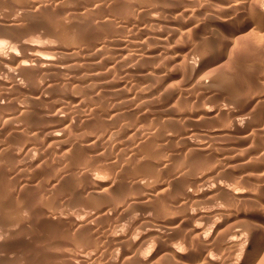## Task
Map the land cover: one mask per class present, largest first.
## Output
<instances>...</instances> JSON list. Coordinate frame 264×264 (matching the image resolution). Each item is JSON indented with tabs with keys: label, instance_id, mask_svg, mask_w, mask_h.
<instances>
[{
	"label": "bare ground",
	"instance_id": "6f19581e",
	"mask_svg": "<svg viewBox=\"0 0 264 264\" xmlns=\"http://www.w3.org/2000/svg\"><path fill=\"white\" fill-rule=\"evenodd\" d=\"M88 1L87 5L84 4V1L83 4L80 1V7L78 6L79 2L74 3V1V6L77 4L79 8H74V11L71 10L72 8L70 9L71 12L76 14L78 9L83 10H78V14H75V16L72 13L75 18L70 14L72 18H69L72 19V22L69 25L70 20L67 21L68 27L65 26V28H68L65 34H72L71 36L68 34V36L76 39V41L72 38L70 40V42L74 41V45L66 40L69 43L66 42L65 44L71 45L70 47L68 45H66L67 47H62V41H59L61 44L57 45L58 41L56 38L53 39L57 41H55L56 44H54L53 40V43L49 42L50 44H45L44 42L47 47L44 46L43 51L39 48L40 46L41 48L43 47L42 44L39 45V43V47H36V42L32 43V41V44H28L30 42L24 43L25 39H22L23 42L19 41L20 43L22 42L21 46L24 51L26 50V53L24 52L20 55L16 53L17 51H14L15 49H12V51L5 48L7 50H4L3 43L5 45L6 42L0 40V106L2 108V112H0V133L8 136L23 135L27 140L32 141L25 145L24 149L15 148L14 150H17L12 151L13 155L10 154V149L12 148H7L9 150H6L7 145H5V148L2 147L7 152L3 153L2 149H0V154L6 155L9 152L12 155V158H10L12 160L13 156H15L18 161L25 159V162H27L23 161L21 164L20 169H23V172H20L22 170H19V172L12 171L14 168L12 170L9 169L10 172L7 171L9 172V177L6 175L8 177L6 180H11L12 183L11 190H9L10 195L13 196L14 193H19L18 195H21L20 193L26 194L23 193L24 190L33 186V172L31 171V173L29 168L32 170L33 167L39 166V163L36 165L35 158L29 155V148L32 146L33 151L47 149V151H50H48L49 153H57V156L53 159L54 162L52 161L53 166L51 165L54 169L48 172L51 173V177H47L46 182H44L46 188L44 187L43 189L49 190L50 188V193H55L56 190L61 189L65 186V183L70 181V184L73 182L76 184L75 186L71 184L72 187H70L71 195L73 196L72 202L82 198L87 200L85 203V207L88 206L86 207L87 209L83 210L84 206H78L80 209L83 208L82 213L74 215L73 211L76 209H74L73 205L72 209L74 210L71 212L69 208L72 205L68 206L69 202H62L60 206H58L59 203H57V206L53 205L55 200L57 202L60 201L57 199L60 195L55 197L52 194L53 202H51V205L53 206L49 203L51 198H49V201L48 199L46 200L51 209H49L50 207L48 209L43 207L46 210L41 209L44 211L39 213L37 209L40 207L37 205L36 209V202H33L32 197L30 196L29 201V198L25 196L30 202V204L25 203V205L27 204L25 211H28L27 213L25 212L26 217L25 215L24 217L29 221L27 226L30 229H37L35 228L38 226L37 221L46 222L49 226L44 227L45 224H43V227L46 228L45 231L49 227L51 232H49L50 237L46 233L49 238L48 241L46 240V244L42 245L41 243L47 237L40 243L42 245L40 251L45 255L44 258L46 260L44 262L41 259L42 264H56L58 263L56 259L59 261L58 264H89L91 261L99 263L98 258H100L101 263V258H108V249L100 248L101 244L99 245L100 242L98 241L96 242L99 247L96 248L95 241L92 243L90 239L91 234L93 236L98 233L97 236H104L99 234L98 231L96 233L89 232L97 229L99 225L96 226V224L101 223L98 219L103 218L106 220L111 215L118 216L119 214L120 218L122 217L121 215H124L125 218L129 215L134 216L130 220L128 218L127 226L125 225L126 219H123L125 226H120L119 229L115 228V230H110V228L108 235L104 238L112 243L109 242L107 245L106 241L104 242L107 247L111 245V247H108L110 249L109 253L111 252V260L109 258L107 260L109 263L111 261L113 262H111L112 264L117 263L119 257L124 260V257L132 255L133 252L131 251L130 255H125L129 253V250H132H128V246L130 248L138 247L136 249L140 250V248L145 246L141 247L147 240L152 239L149 242L154 244H151L152 248L148 250L146 255L142 254L141 250V253H139L138 250V253L133 257L134 253H136L134 249L132 250L134 251L133 255L126 259L128 261L136 259L139 262L138 264H154L155 262L152 263L151 259L153 256L159 255L166 259L171 258V261L173 259L175 264H258V261L264 257H261L264 253V142L262 144L260 142L256 143V139L258 136H264V112L257 113L255 108L258 109L256 106H258L259 100L264 99V63L258 64V59H255L256 62L253 61L254 63L251 62L250 66H246L243 63V67H248V69L244 68L240 72L234 71L235 73H232V75H230L231 72H227V76L229 73L228 77L225 76V72L224 75L220 72L219 74L214 73L215 71L214 69V72L212 71V67L224 57L229 48H232L233 43L243 42L241 39L247 38L248 42L262 39L264 42V0H107V3L106 0H93L89 4ZM69 2L71 4V1ZM30 3L38 8L40 7L39 9H46L47 7V9H50L48 13L57 11V3L52 6L51 4L49 6L50 2L47 3L45 0H31ZM31 4L28 6L31 7ZM37 7L34 8L36 9ZM35 11L37 12V10ZM50 15L53 18L56 14L52 15L51 13ZM29 16L31 17V15ZM7 21L4 23L7 24ZM92 22L94 26L91 27L90 24ZM9 23H12V21ZM17 23L15 26H18ZM56 24L59 25L58 23ZM90 27L94 28V31L96 30V34L92 33L91 37L85 34L86 32L84 33ZM55 29L56 32H59L63 28L61 29L60 27V30ZM62 33L60 34L63 37L64 33ZM58 34L54 33L53 36ZM56 37H59V35ZM247 39L244 40V44ZM76 42L78 45H76ZM262 44L264 45V43ZM17 46L14 45V47ZM183 46H189V49L192 48L191 53L194 52L195 54L197 52L198 58L192 60L194 58L190 56L193 53L189 55L190 50L185 51L186 54L182 53ZM239 47L237 45V48ZM234 48L232 50L229 49V51H234ZM8 50L10 51L8 52ZM5 51L8 53H5ZM79 53L81 57L80 55L78 56ZM261 53L263 52L261 51ZM246 55H250V53H246ZM76 56L85 60L88 59L89 62L92 61L91 63L95 67V72L90 77L91 86L93 85L94 87L93 94L90 92L89 96L95 95L98 102L87 103L86 101L85 104L87 103L90 106L92 104V107L88 106L87 108H90L89 113L86 112L87 114L82 116L80 114L84 109H80L79 106L81 104H79L76 94V89L79 90L77 87L79 85L83 86V84H80L83 81L78 70V62L81 59L79 60ZM248 58L247 60L249 61ZM261 59L264 61L262 56ZM226 62L230 63L228 60ZM94 63H96V66ZM167 64L173 67L169 66L170 69L172 68L171 72L165 69ZM238 67L240 70V66ZM233 70L231 68L228 71ZM222 71L224 70L222 69ZM178 74V80L180 78L184 85H182L183 87H179L181 84L175 83V81H178L175 78ZM180 80L178 81L179 83ZM81 86L79 87L80 89ZM189 86L194 88V91L190 89L191 93L192 91L193 93L195 92L192 95H188L190 93L187 92ZM245 87L249 89V93L251 91L254 94V98L252 94L251 97L254 101L252 105H256L255 108L249 106L248 96H245L247 97L245 98L247 99L246 101L244 98V101L242 100L244 96H242L241 90H245ZM14 90L15 92L19 91L20 93L17 94L20 95L22 92L24 94L23 97L19 100L12 98ZM84 91L85 97L87 92L85 89ZM89 96H86V98L88 99ZM92 99L95 100L94 97ZM241 101L243 103L248 101V106L251 107L250 110L245 111V106H243ZM38 105L40 108L37 107ZM248 106L246 105V107ZM99 108L105 109V111L98 113ZM34 110L36 112L38 110V114L33 112L37 114L35 115L37 118L38 115H41L39 116V118L41 117L39 121L42 119L45 123L36 122V124L41 125L43 130L39 128L40 125L37 124L38 127H36L33 124V121L35 122L36 120L33 119V113L31 114L30 112ZM259 110H261L260 106ZM79 111L80 114H77ZM136 112H138V115L136 114L135 118L134 114ZM27 113L31 115H29V118H23L24 121L29 120L27 121L28 123L25 122L24 124L21 118ZM92 114L94 116L102 114L103 118L99 116V120L101 117V123L108 125V127H105L107 130H103L104 128L102 129L97 121L96 124L103 131L99 130L96 125L94 127L93 123L90 124L93 120L91 119ZM132 115H134V119L128 123ZM30 118L32 119L30 120ZM87 123L94 127L93 129L90 127L91 130L97 128L96 130L99 131L90 132ZM84 126H87V131L89 132L82 131L85 128ZM254 133L258 136L254 139L256 144L253 143L251 146L248 140L250 135L253 136ZM40 135H43L42 140L35 141ZM254 140L250 141L254 142ZM260 140L262 141V139ZM172 141L180 142V145ZM171 142L177 146L175 145L176 147L168 149ZM168 144L169 146H167ZM237 144L244 146L247 144L246 150L244 151L243 149L242 151L241 149V151L242 154L245 152L246 155H249L248 160L245 159L246 157H244L246 161L242 159V156L240 158L241 153H239L240 155L238 154L239 156L236 152L234 154ZM164 146L167 147L163 149ZM244 146L241 148H245ZM82 148L86 150V154L79 151ZM77 150L79 154L75 155V153H78ZM9 154L8 156H10ZM82 154L83 158L79 157L80 159L78 160H72L74 155L76 157ZM46 155L49 157L48 154ZM29 156L31 159L26 161ZM44 158L41 159L42 162L45 160ZM7 159L9 158L7 157ZM45 161L49 160L46 159ZM2 170L4 171V169ZM26 170L31 174H25ZM127 171H129L130 176L133 174L132 177H129L128 182L126 179L122 180V182H126L121 187L116 186L117 184L114 185L115 192L113 191V183L115 182L104 186L106 181L101 178L104 174L101 173L102 175L99 177L100 172H107L109 175L107 173L106 175L110 176V174H113L110 179L115 180L118 179V176L123 177L124 174L126 177ZM169 171H171V175L167 173ZM166 173L171 180L167 177V180L162 178ZM227 176H232L234 179H229ZM2 178L1 182L3 183L5 179L3 180ZM119 179L117 182H119ZM163 179L167 184L164 183L165 181L163 182ZM186 179L189 181L188 183ZM253 181L257 184L261 183L255 185ZM169 184L171 187H169ZM37 186L36 184L35 188L41 189ZM35 188H32V190H35ZM68 188L69 186H67V191L69 190ZM0 189L3 188L1 187ZM38 190L35 191L37 192ZM25 192L30 193L28 190ZM1 195L0 200H2L3 205L7 201L6 199H11L9 198L10 196L5 198L6 196L4 195L3 198ZM35 195H33V198H35ZM65 195L67 196L68 194ZM68 196L70 197V194ZM68 196L67 198L65 197L67 201H69ZM258 200H260L259 202L262 201L260 203L263 206L262 208L256 203ZM38 202L40 201L38 200ZM80 202H78L79 205H84V203L80 204ZM247 203L248 207L246 206ZM240 204H244L249 209V204H251L253 208L251 211H242L239 209L240 207L238 208V205L241 206ZM65 206L69 208L67 207L66 209ZM22 207L19 210L17 209V211L15 210L17 214L19 213L18 211L24 210L25 207ZM69 213L72 214L69 215ZM5 214L3 213V215ZM11 218L12 220L6 219L5 222L8 221L6 223H0L5 228L6 226L8 227L3 236L0 233V249L1 247L4 248L8 241H15L16 238L14 239V237L16 235H20L16 234V231L18 230V225L23 223V221L19 222L20 220L17 218L20 217ZM155 218H160L158 224L154 222L153 219ZM96 220L99 223L97 221L94 224ZM152 220L156 223L158 229L153 226L156 230L151 231V235L147 231L148 228L140 233V237H136L135 233L136 236L133 235V231L136 232L133 228L137 227L138 229L141 224L152 226ZM136 222H138L139 227ZM120 225H122V222ZM130 225L135 226H132L133 230H131ZM1 226L0 230L3 229ZM40 226L42 227V225ZM114 226L118 227L119 225L115 224ZM41 227H39L40 231H42ZM153 227L152 229H154ZM142 228L145 229L144 227ZM104 230H107V228ZM29 231L31 232L32 230ZM88 233L90 234V236L88 235L90 241L85 239ZM88 236L87 238H89ZM165 237L168 238L164 239ZM96 239H99V237H96ZM96 239L93 238V240ZM125 244H127V247ZM106 245H103V247ZM76 246L82 247V250L78 251ZM148 246H150V243ZM148 246L146 245V249L149 248ZM73 248H76L77 251L71 252L70 250ZM21 251L23 250L21 249ZM10 252L13 253V251ZM34 254L38 257L40 256L37 253ZM31 257L34 258V256ZM46 257L50 259H46ZM17 258L15 259L18 261ZM51 258L54 259V262ZM164 258L161 262L164 261V264H166L167 260L165 261ZM106 259L102 261L106 262ZM16 260L14 261L16 262ZM137 261L135 264H137ZM126 262L127 260L124 264ZM127 263L129 264V262ZM167 263L169 264V262ZM174 263L170 262V264Z\"/></svg>",
	"mask_w": 264,
	"mask_h": 264
},
{
	"label": "rangeland",
	"instance_id": "374dc122",
	"mask_svg": "<svg viewBox=\"0 0 264 264\" xmlns=\"http://www.w3.org/2000/svg\"><path fill=\"white\" fill-rule=\"evenodd\" d=\"M18 1H19V2H18ZM20 1H21V2H20ZM26 1H27V0H23V1H22V0H17V1H16V0H15V1H14V0H0V21H2V22H0V23H1V24L3 23L2 26H0V30H1L2 28L4 29V30L2 29V30L0 31V36H2V38H0V40H1L2 42H6L5 45H4V43H3L4 50H7V49H10V50L15 49L14 51H15V52L17 51L16 53H18V54H20V55H22V53H24V52L26 53V50L24 51L23 48H22V46H21V44H22V42H23L24 39H25V42H24V43H26V42H27V43L30 42V43H28V44H32V43H35V42H36V43H37L36 45L33 44V45H35L36 47H39V45L42 44L43 47H42V48H41V46L39 47L41 50H43V48H45L44 46L47 47V45H45V44H50V43L52 42V40H53V39H56V38H57V41H58V42H57L56 40H53L54 44H56V43H55V41H56V42H57V45H59V44L62 43V44H61L62 47H65L66 45H68V47H70L71 45H69V44H65V43H66V42L69 43L70 40L75 39V38H74V37H69V36L72 35V34H69V33H66L67 36H65V35H66L65 32L68 31V28H65V26L68 27V24L70 25L71 22H72V19H70V18H72L70 14L74 13V16H75V14H76L75 12H71L70 9L72 8L71 10L74 11V8H79V7L81 6V2H82V4H83V1H84V4L87 5V1H88V0H80L81 2H80L79 0H77V1H76V0H65V1H63V0H60V1H59V0H54V2H53V0H45V2H47V3L50 2V3L48 4L49 6H50V4H51V6H52L54 3H57V6H56V7H57V8H56L57 11L54 12V13L58 16V17H56V18L54 17V16H56V15H54L53 12H49V13H48V11H49L50 9H47V7H46V9H44V8L39 9L40 7L38 8L36 5H32V4L30 3L31 0L27 1V3H26ZM56 1H59V2H56ZM69 1H71V4H69V3H70ZM74 1H75V2H74ZM90 1H91V3L93 2V0H89V1H88V4L90 3ZM11 2H12V3H11ZM17 2H18V3H17ZM63 2H65V3H63ZM66 2H68V3H66ZM73 2H74V3L79 2V3H78V4H79V5H78L79 7H77V4H76V6H74L75 4H73ZM107 2H108V1L106 0V3H107ZM16 3H17V4H16ZM28 3L31 4V7L28 6V5H29ZM47 3H46V4H47ZM61 3H63V4H61ZM13 4H14V7H13ZM58 4H59V5H58ZM68 4H69V5H68ZM108 4H109V3H108ZM20 5H22V6H20ZM55 5H56V4H55ZM19 6H20V7H19ZM64 6H65V7H64ZM69 6H70V7H69ZM83 6H85V5H83ZM83 6H82V7H83ZM15 7H16V9H15ZM21 7H22V8L24 7V8L22 9ZM34 7H37L38 9H37V8L35 9ZM13 8H14V9H13ZM27 8H28V10H26ZM29 8H30V9H29ZM67 8H68V9H67ZM19 9H20V10H19ZM24 9H25V10H24ZM34 9L37 10V12H36ZM17 10H18L19 12H18ZM40 10H41V11H40ZM68 10H69L71 13H70ZM78 10L81 11L82 9H81V10L78 9ZM78 10L76 11L77 14H78ZM21 11H22V12H21ZM30 11H31V12H30ZM66 11H67V12H66ZM82 11H83V10H82ZM38 12H39V13H38ZM46 12H47V13H46ZM58 12H59V15H58ZM15 13H17L18 15L15 14ZM24 13H25V15H24ZM29 13H31V14H29ZM45 13H46V14H45ZM51 13H52V15H54L53 18H51V17H52V16L50 15ZM60 14H61V15H60ZM62 14H64V15H62ZM68 14H69V15H68ZM77 14H76V15H77ZM29 15H31V17H30ZM33 15H34V16H33ZM40 15H41V16H40ZM65 15H66V16H65ZM1 16H2V17H1ZM64 16H65L66 18H65ZM67 16H68V20H67ZM72 16H73V14H72ZM74 16H73V17H74ZM25 17H26V18H25ZM27 17H29V18H27ZM39 17H40V18H39ZM48 17L50 18V20L52 19L51 22H50V20H49ZM59 17H60V18H59ZM69 17H70V18H69ZM1 18H2V20H1ZM6 18H7V19H6ZM12 18H14V19H12ZM23 18H25V19H23ZM38 18H39V19H38ZM54 18H55L56 20H55ZM74 18H75V17H74ZM37 19H38V20H37ZM45 19H46V20H45ZM59 19H60V21H59ZM3 20H4V21H3ZM7 20H9V21H7ZM19 20H21V21H19ZM23 20H24V21H23ZM69 20H70V23L67 22V21H69ZM6 21H7V24H8V22H11V21H12L13 24H12V23H9V24L7 25V24L4 23V22H6ZM13 21H15V22H13ZM17 21H18V23H17ZM43 21H45V22H43ZM62 21H64L63 23H64L65 25L62 23ZM38 22H40V23H38ZM65 22H66V23H65ZM14 23H15V24H14ZM16 23L18 24L19 27H18V26H15ZM24 23H25V24H24ZM41 23H42V25H40ZM56 23H58L59 25H57ZM60 23H61V24H60ZM67 23H68V24H67ZM1 24H0V25H1ZM4 24L7 25V26H5ZM10 24H12V25H13L14 27H16V28H14V27H13L12 25H10ZM21 24H22V27H21ZM46 24H47V25H46ZM53 24H54L56 27H52V26H54ZM62 24H63V25H62ZM66 24H67V25H66ZM93 24H94V23L92 22V24H90V26H91V27L94 26ZM51 25H52V26H51ZM61 25H62V26H61ZM4 26H5V27H4ZM9 26H10V27H9ZM58 26H60L61 29L63 28V29H62L63 31L60 30V27H58ZM1 27H2V28H1ZM8 27H9L10 30L7 29ZM11 27H13V29H11ZM91 27L88 28V29H86V30L84 31V33L86 32L85 34H87L88 36H90L92 33H95V32H96V30L94 31V30H93L94 28L92 29ZM21 28H22V29H21ZM24 28H26V29H24ZM52 28H53V29H52ZM55 28L59 29L61 32H60V31H59V32H58V31L56 32V29H55ZM65 29H66V30H65ZM8 30H9V31H8ZM12 30H13V31H12ZM24 30H25V31H24ZM47 30H48V31H47ZM53 30H54V32H53ZM92 30H93V31H92ZM19 31H21V32H19ZM46 31H47V32H46ZM50 31H52L53 34H52V32L50 33ZM89 31H90V33H89ZM91 31H92V32H91ZM17 32H18V33H17ZM62 32H63L65 35H64ZM1 33H3V34H1ZM11 33H12V34H11ZM24 33H26V34H24ZM49 33H50V34H49ZM54 33H59V34H58L59 37H56V36H58V35L53 36ZM60 33L63 34V37H62V35H61ZM10 34H11V35H10ZM68 34H69V36H68ZM95 34H96V33H95ZM12 35H13V36H12ZM49 35H51V36H49ZM91 36H92V35H91ZM91 36H90V37H91ZM93 36H94V34H93ZM51 37H52V38H51ZM53 37H54V38H53ZM64 37H65V38H64ZM66 37H69V38H66ZM44 38H45V39H44ZM60 38H61V39H60ZM71 38H72V39H71ZM3 39H5V40L3 41ZM22 39H23V40H22ZM35 39H37V40H35ZM59 39H60V40H59ZM63 39H64V40H63ZM245 39H247V38H245ZM245 39H244V40H245ZM249 39H250V38H249ZM19 40L22 41V42L20 43ZM66 40H68L69 42L66 41ZM241 40H242L243 42H240V43H239V42H235V43H237V44L233 43L234 45H233V46L231 45L232 48H234V46H236V48H234V49H235V50H234L235 52H234V51H229V49L232 50V48H229V49H228L229 53H228V51H227V52L225 53L224 57H223L218 63H216V64L212 67V71H213V69H214V71H215V72L213 71L214 73L219 74V72H220V73L223 74V75L226 73L225 76H227V72H229V73L231 72L230 75H232V73H233V74L235 73L234 71L240 72V71H243L244 68H245V69H246V68L248 69V67H243V65L245 64L246 66H250V65H251L250 63H251V62H252V63H254L253 61L256 62L255 59H258V60H257V61H258V64H259V63H264V61H262V59H261V56L264 58V54H263V53H264V45L262 44V43H264V42L262 41V39H261L260 41H258V40L256 39L257 42H255L256 40H255V41L252 40L253 43H254V45H252V44H253L252 41H249V42H248V39L246 40V41H247V42H246L247 44H246V43L244 44V40H243V39H241ZM32 41H33V42H32ZM40 41H41L42 43H41ZM50 41H51V42H50ZM59 41H60V42L62 41V42L60 43ZM75 41H76V39H75ZM9 42H10V43H9ZM31 42H32V43H31ZM44 42H45V44H44ZM49 42H50V43H49ZM53 42H52V43H53ZM250 42H251V43H250ZM258 42H259L260 44H259ZM261 42H262V43H261ZM12 43H13V44H12ZM17 43H18V44H17ZM39 43H40V44H39ZM63 43H64V44H63ZM70 43L73 44L74 41H71ZM241 43H242V45H241ZM248 43H250V44L248 45ZM255 43H256L257 45H256ZM38 44H39V45H38ZM74 44H75V43H74ZM74 44H73V45H74ZM79 44H80V43H79ZM261 44H262V45H261ZM9 45H10V46H9ZM11 45H13V46H11ZM14 45H15V46L18 45V46H17V47H14ZM19 45H20V47H19ZM37 45H38V46H37ZM76 45H78L77 42H76ZM237 45H238V47H239V46H240V47L237 48ZM250 45H252V46H250ZM7 46H9V47H7ZM249 46H250L251 48H250ZM255 46H256V47H255ZM11 47H13V48H11ZM66 47H67V46H66ZM183 47H184V49L181 50L182 53H185V54H186V52L190 50V52H189V55H190L192 48L189 49V46H183ZM187 47H188V48H187ZM241 47H242V48H241ZM244 47H245V48H244ZM252 47H253V48H252ZM259 47H260V48H259ZM5 48H7V49H5ZM16 48H17V49H16ZM18 48H19V49H18ZM247 48H248L249 50H248ZM236 49L239 50V51L237 52ZM240 49H241V50H240ZM244 49H245V50H244ZM246 49H247V50H246ZM10 50H8V52H9ZM183 50H184V51H183ZM253 50H254V51H253ZM260 50H261L263 53H261ZM12 51H13V50H12ZM28 51H29V50H28ZM43 51H44V50H43ZM47 51H48V50H47ZM185 51H186V52H185ZM241 51H242V52H241ZM250 51H251V52H250ZM8 52L5 51V53H8ZM29 52H30V51H29ZM29 52H27V53H29ZM252 52H253V53H252ZM258 52H260L261 54L258 53ZM192 53L194 54V52H192ZM192 53H191V54H192ZM196 53H197V52H196ZM196 53L194 54V56H192L193 54L190 55L191 57L194 58V59H192V60H195L196 58H198V56L196 55ZM230 53H231V54H230ZM234 53H235V54H234ZM242 53H243V54H242ZM246 53H250V55H246ZM251 53L253 54V56H252ZM254 53H256L257 55L255 54V55H256V56H255ZM227 54H228V55H227ZM236 54H237V55H236ZM258 54H260L261 56L258 55ZM262 54H263V55H262ZM79 55H80V53L78 54V56H79ZM231 55H232V56H231ZM245 55H246V58H245ZM78 56H76V57H77L79 60L81 59L80 61L78 60V61L80 62V63L78 62V65H79V69H78V70H79V75H80V77H82V81H83V83H80V84H83V86L79 85V86L77 87L79 90L76 89V92H77L76 94H77V97H78V99H79L78 101L80 102V103H79V102H78V103L81 104V106H79V107H80L81 110L84 109V111H83L84 113L80 110L82 113L80 114V111H79L77 114H80V115L82 116V115H84V114L89 113L90 108L88 109L87 107H88V106H89V107H92V104H91V103H92V102H93V103H94V102H98V99L95 97V95H90L91 97L89 96V93H90V92H91V94H93L92 92H93V88H94V87H93V85L91 86L92 83L90 82V77H91V75L95 72V71H94V70H95V67H93V63H91L92 61L89 62L88 59L85 60V59L79 58ZM226 56H228L229 58L227 57V58H228V59H227ZM235 56H236L237 58H236ZM240 56H241V57H240ZM80 57H81V55H80ZM238 57H240V58H238ZM248 57H249V58H248ZM254 57H255V58H254ZM256 57H257V58H256ZM258 57H260V58H258ZM225 58H226V59H225ZM234 58H235V59H234ZM241 58H242V59H241ZM247 58L249 59L250 62L247 60ZM252 58H254V59H252ZM231 59H232V60H231ZM240 59H241V60H240ZM260 59H261V60H260ZM224 60H225V61H224ZM226 60L230 61V63H229V62H226ZM234 60H235V61H234ZM236 60H237V61H236ZM238 60H239V61H238ZM263 60H264V59H263ZM87 61H88V62H87ZM221 61H222L223 63H222ZM232 61H234L235 63L232 62ZM244 61H245V62H244ZM260 61H261V62H260ZM241 62H242V63H241ZM228 63H229V64H228ZM232 63H233L234 65H233ZM243 63H244V64H243ZM246 63H247V64H246ZM218 64H220V65H218ZM221 64H222V65H221ZM236 64H237L238 66H240V70H239V67H238ZM94 65L96 66V63H94ZM217 65H218L219 67H218ZM227 65H228V66H227ZM230 65H231L232 67H231ZM169 66H171V65H170V64H167V66L165 65L166 68H165V67H164V68H165L166 70L168 69V70L170 71V70H172L173 67L171 66L172 68L170 69ZM215 66H216L217 68H216ZM235 66H236V67H235ZM241 66L243 67V69H242ZM99 67H100V66H99ZM214 67H215V68H214ZM233 67H234V68H233ZM221 68H222L224 71H222ZM228 68H229V69H228ZM231 68H232V70H233V69H234V70H233V71H228V70H230ZM235 68H237V69H235ZM220 69H221V70H220ZM217 70H218V71H217ZM225 70H226V71H225ZM167 72H168V71H167ZM170 72H171V71H170ZM224 72H225V73H224ZM229 73H228V76H229ZM225 76H223V77H225ZM228 76H227V77H228ZM178 77H179V74H178V76L175 77V78L178 80ZM227 77H226V78H227ZM226 78H225V79H226ZM176 79H174V80H176ZM179 80H180V78H179ZM179 80H178V81H179ZM178 81H175V83L181 84L180 86H179L178 84H177V85H178L179 87H183L184 85H183V83L181 82V80H180V83H179ZM87 85H88V86H87ZM182 85H183V86H182ZM80 86H81V89L79 88ZM83 87H84V88H83ZM88 87H90V88H89V89H91L90 91H89ZM191 87H192V85H191ZM257 87H258V86H257ZM245 88L248 89L247 87H245ZM84 89H85L86 92L88 93V94L86 93L85 97H84V94H85ZM87 89H88V90H87ZM190 89H193V91H194V88H190V86H189L187 92H188V93L190 92V93H189L188 95H190V94H191V95L194 94L195 92L193 93V91H192V93H191V90H190ZM246 89H245V90H241V91H242V96H244V97L241 96V97H242V100L244 101V99L247 98V97H245V96H248L249 98H247V99H248V101H250V102H248V101H247V102L249 103V106H251V107L253 106V107L255 108L256 105H255V106L252 105V104H254V103H253V102H254V101H253V98H254L253 95H254V94H252L251 91H250V93H249V89H248V90H246ZM0 90H1V88H0ZM94 90H95V89H94ZM82 91H83V92H82ZM244 91H245V92L247 91V92L245 93ZM78 92H79V93H78ZM12 93H13L12 98H14V99H16V100L21 99V98L23 97V95H24L22 92H21V95H22V96H21L20 94H17V93H20V92H19V91H16V92H15V90H14V92H12ZM83 93H84V94H83ZM244 93H245V94H244ZM249 94H250V95H249ZM251 94H252V97H253V98L251 97ZM78 95H79V96H78ZM259 95H260V94H259ZM86 96H87V97L89 96L90 99H89V98L87 99ZM93 97H94L95 100H93V99L91 100V98H93ZM243 98H244V99H243ZM251 98H252V100H250ZM80 99H81V100H80ZM247 99H245V101H246ZM262 99H263V98H262ZM262 99H261V100H262ZM89 100H90V101H89ZM96 100H97V101H96ZM261 100H259V104H258V106H256V107H258V109L255 108V111H256L257 113H263V112H264V106H263V104H264V99H263L262 101H261ZM81 101H82V103H81ZM86 101H87V103H88V102H91V103H90L91 106H90L89 104H87V103L85 104ZM247 102H244V103H247ZM261 102H263V103H261ZM241 103L243 104V106H245V111H246V110H250L251 107L248 106V103H247V104H244L242 101H241ZM242 104H241V106H242ZM246 105H247L248 107H246ZM41 106H42V104H41ZM259 106H260V109H261V110H259ZM37 107L40 108L39 105H38ZM37 107H36V108H37ZM79 107H78V108H79ZM81 107H82V108H81ZM84 107H85V108H84ZM98 107H99V104H98ZM253 107H252V108H253ZM0 108H1V106H0ZM36 108H35V110H36ZM38 108H37V109H38ZM248 108H249V109H248ZM85 109H86V110H85ZM1 110H2V108L0 109V112H2ZM35 110H34V111H31L30 113L32 114V113L34 112V113H37V114H38V110H37V112H36ZM253 110H254V109H253ZM257 110H259V111H261V112H259V111H257ZM262 110H263V111H262ZM99 111H100V112H99ZM103 111H105V109H101V108H99L98 113H102ZM243 111H244V109H243ZM245 111H244V112H245ZM86 112H87V113H86ZM247 112H248V111H247ZM34 113L32 114V116H34V118H33L32 116H30V117H32L34 120H36L35 122H34L33 120H32V121H33V124H34L36 127H38V125H40V124L37 123V124H38V125H37L36 122L39 121V119L41 118V117L39 118V116H41V115H38V118H37V116H35V115H37V114H34ZM137 113H138V112H136V113L134 114V115H135V118H136V114H137ZM31 114L27 113V114L25 115L26 117H25L24 115L22 116L21 120L23 121L24 124H25V122L28 123L27 121H29V120L24 121V119H25V118H29V115H31ZM39 114H40V113H39ZM98 115L102 117V114H101V115L98 114ZM134 115H132V116L130 117L131 119L129 118L128 123H129L130 121H132V119H134ZM137 115H138V114H137ZM92 116H94V114H92ZM92 116H91V119H93V120H92V122H90V124L93 123V126H94V125L98 126V127H97L98 129H99L100 126H101L102 129L104 128L103 130H105V129L107 130V128H105V127H108V125H106L105 123H103V124L101 123V122H102L101 119H102L103 117H102V118L100 117V120H99V116H97V114H96L94 117H92ZM23 118H24V119H23ZM32 118H30V120H31ZM95 118H97V119H95ZM91 119L89 118V120H91ZM22 121H21V122H22ZM96 121H97V123H99L100 126H99L98 124H96ZM40 122H43L42 119L39 121V123H40ZM125 122H127V121H125ZM43 123H44V122H43ZM44 124H45V123H44ZM87 124L89 125V126H88L89 129L87 128V126H84L86 129L84 128V129H82V131L89 132V131H87V129H88V130H90V132H91V131H94V130L97 129V128H95L94 130H91V128L93 129L95 126L92 127V125H90L89 123H87ZM87 124H86V125H87ZM125 124H126V123H125ZM42 125H43V124H42ZM46 125H47V123H46ZM102 125H103V127H102ZM43 126H44V125H43ZM90 127H91V128H90ZM250 127H252V125H250ZM39 128H41V130H43L42 127H41V125L39 126ZM99 130H101V129H99ZM99 130H96V131H99ZM103 130H101V131H103ZM79 132H81V131H79ZM252 132H253V131H252ZM70 135H72V134H70ZM17 136H18V138H16ZM17 136H8V135H4V134H1V133H0V149H2V147L5 148V145H7L8 147L6 146V150H9L10 148H12V149H10V154H12V151L14 152V151H16L17 149H21V148L24 149V146H25V145H27L29 142H32V141L27 140V139L25 138V136L23 137V135H22V136H21V135H17ZM42 136H43V135H40V137H37V138L35 139V141H40V140H42ZM257 136H258V135H257L256 133H254L253 136L250 135L248 142H249V144H250L251 146L253 145V143L256 144V143H259V142H260V143L262 144V142H264V141H263L264 136H263V137H262V136H258V138H257ZM252 138H253V139H252ZM256 138H257V139H256ZM254 139H256L257 142H256V140H254ZM260 139H262V141H261ZM250 140H254V142H251ZM172 142H173V141H172ZM172 142H171V145H170V146H169L170 143L167 145V146H169L168 149H170V147H176V146H177L176 144H179V143H180V142H178V143H177V142H173V143H176V144H175L176 146H175V145H173ZM255 142H256V143H255ZM247 144H248V143H247ZM247 144H245V146H244V145H238V144H237V145L235 146L234 154H235V152L237 153V155H238L239 153H241V155L239 154V155H240V158H241V156H242V159H244V157H246L245 159L249 158V155H246L245 152L243 153L244 155L242 154L243 149H244V151L246 150V146H247ZM249 144H248V145H249ZM179 145H180V144H179ZM13 146H14V147H13ZM167 146H166V147H167ZM243 146H244L245 148H241V147H243ZM31 147H32V146H30L29 149L32 150V151L29 150V152H30L29 155H30L31 157H34V158H35V161H36L35 164L37 165V164L39 163V164H38L39 166L34 165V166H36V167H33L32 170H31V168H29L30 172H31V171L33 172V173H32V172H31V173H32V175H33L32 177H33V180H34L33 182H34V183L32 184L33 186H31V187H29L28 189H25V190H24L23 193H26V194H22V193H20L21 195H18L19 193H14L13 196H11V195H10L11 193H9V192H10L9 190H11V187H12L11 184H12V183H11V180H6V179H8V177H9V176H8V173H9L10 170H12L13 168H14V169H13L12 171L15 170V171L19 172V170H22V171H20V172H23V169H20V167H21V164L23 163V161L25 162V159L22 161V160L18 157V159H20V160L18 161L17 158H16L15 156H13V160H12V159H10V158H12L11 156H12L13 154L10 155L9 152L6 153L7 156H6V155H3V154H0L1 157H3V158L0 157V168H1V169H0V188H1V187L3 188V189H0V193L2 194V195H1V194H0V195H1L3 198H4V195L6 196L5 198H8L9 196H10L9 198H11V199H6L7 201L4 202V205H6V206H4L3 203L1 202L2 200H0V205H1V206H0V215H2V216H0V223H1V222H2V223H6V222H8V221L5 222L6 219H8V220L11 219V220H12L11 217H13V219H15V218H17V217H20L21 219H20V218H17L18 220H20L19 222L23 221V223H20L21 225H20V224L18 225V227H17L18 230L16 229V230L19 232V233H18V232L16 231V234H20L22 237H21L20 235H19V236L16 235V236L14 237V239L16 238L15 241H8V242H10V243L12 242V243L10 244V243L7 242V243L5 244V247H4V248L1 247V249H0V264H36V263L38 264L39 262H40L39 264H42V260H43V261L45 260V258H44L45 255L42 254L43 252L40 251V250H41L40 248H42V245L46 244L45 242H47L48 239H49V238L47 237V235L50 237L51 235H49V234H50L51 232H50L49 227H47V231H45L46 228H44V227H46V226L48 225V224H46V222H40V221H37V225H38V226H36L35 228H37L38 230H37V229H33V228L30 229V227L27 226V225H29V224L27 223V222H29V221H27V219L25 218V217H26L25 212L27 213V211H28V210L25 211V209H27V208H26V205H27V204L25 205V203L30 204V202H29V201H30V196L32 197L33 202H34V201L36 202V203L34 202V203L36 204V209H37L38 206L40 207L39 209H37V212H39V213H42V211H44V210H41V209H45V210H46V208L48 209L49 207H50L49 209H51V206H53L54 204L57 206V203H59L58 206H60V205L62 204V202H63V203H64V202H69V205H68V206H71V205H72L71 208H69L68 206H65L66 209H67V207L69 208V210L71 209V210H70L71 212H72V210L76 209V210L73 211V214L75 213L74 215H79V214H81V213H82V209L84 208L83 210H85V208L88 207V206L85 207V203H86L87 200H86V199L84 200L83 198H82L81 200L78 199L77 201H78V202L82 201V202H80V204L84 203V205H83V204H82V205H79V203H78L76 200H74V202H72V197H73V196L71 195V189H70V187L76 185V184H74V182L71 183V184H72V186H71L70 181H68L69 183H65V186L62 187L63 189L61 188L62 190H61L60 188H59L58 190H56L57 193H56V192H55V193H52V192L50 193V188H49V190L43 189L44 187L46 188V184H45V186H44V182H46L47 177H48V176L51 177V173H48V172H50L52 169H54V168L52 167V166H53L52 161L54 162L53 159H55V157L57 156V153H49L50 151L48 150V151H49V152H48L47 149H46V150L43 149V151H42V150H35V151H33L34 149L31 148ZM166 147L164 146L163 149H165ZM236 147H237V149H236ZM7 148H9V149H7ZM15 148H17V149L14 150ZM79 148H81V147H79ZM181 148H183V146H181ZM82 149H83V148H82ZM82 149H80L79 151L82 152L83 154H86V150H85V149L82 150ZM168 149H167V150H168ZM239 149H240V150H239ZM241 149H242V151H241ZM6 150H3V149H2V152L5 153ZM74 150H75V149H74ZM84 150H85V151H84ZM0 151H1V150H0ZM36 151H37V152H36ZM41 151H42V152H41ZM75 151H76V150H75ZM79 151L77 150L78 153H75V155H78V154H79ZM237 151H238V152H237ZM239 151H240V152H239ZM6 152H7V151H6ZM32 152H33V153H32ZM34 152H35V153H34ZM43 152H47V153H43ZM84 152H85V153H84ZM183 152H184V151H183ZM183 152H182V153H183ZM0 153H1V152H0ZM39 153H41L42 155H41V154L39 155ZM161 153H162V152H161ZM163 153H165V152H163ZM8 154H9L10 156H8ZM45 154H48L49 157H47V155L45 156ZM80 154H81V153H80ZM83 154H82V155H79V156H76V157H75V155H74V156H73L74 158L72 157V160H78V159H80V158H83V157H84ZM2 155H3V156H2ZM237 155H236V156H237ZM239 155H238V156H239ZM30 156H29V158L26 159V161H29L28 159H31ZM38 156H40V157H38ZM44 156H45V158H44ZM7 157H8L9 159H7ZM41 157L44 158L45 160L47 159V160H49V161H45V160H43V162H42V160H41L42 158H41ZM46 157H47V158H46ZM79 157H80V158H79ZM2 159H6V160H3V161H2ZM37 159H38V160H37ZM51 159H52V160H51ZM245 159H244V160H245ZM247 160H248V159H247ZM14 161H15V162H14ZM39 161L41 162V164H40ZM44 161H45V163H44ZM50 161H51V162H50ZM245 161H246V160H245ZM25 163H27V162H25ZM49 163H50V164H49ZM17 164H19V165H17ZM51 165H52V166H51ZM31 166H32V165H31ZM31 166H30V167H31ZM50 166H51V167H50ZM10 167H12V168H10ZM49 168H50V169H49ZM2 169H4V171H3ZM7 169H8V170H7ZM9 169H10V170H9ZM33 169H34V170H33ZM39 169H40V170H39ZM5 170H6V171H5ZM36 170H37L38 172H37ZM42 170H43V171H42ZM1 171L3 172V174H2ZM7 171H9V172H7ZM12 171H11V172H12ZM4 172H5V173H4ZM30 172H28V170H26L25 174H26V173L29 174ZM131 172H132V171H131ZM131 172H130V173H131ZM170 172H171V171H169V172H167V173L169 174ZM196 172H198V171H196ZM199 172H201V171H199ZM31 173H30V174H31ZM34 173H35V175H34ZM39 173H41L42 175H41V174L39 175ZM54 173H55V172H54ZM101 173L104 174L103 177H101V175H102ZM106 173H107V172H105V173H104V172H100V173H99L100 176H99V175H98V176L101 177V178H103V179L106 181L104 186H107L108 183L111 184V183L115 182V183H113V191H114V192H115V189H114L115 187H114V185L117 184L116 186H118V187H119V186L121 187L122 185H125V182H126L127 180H129V177H132V175H133V174L131 173L132 175L130 176L129 171H127V174H128V175L126 174V177H125V174H124L123 177H122V176H118L117 178L119 179V177H121V178H120L121 180L119 179V182H117L118 179H115V180H114V179H110V178L113 177V174H112V175L110 174V176H112V177H110V176H108L109 173H107L108 175H106ZM167 173H166V174L164 175V177H162V178H166L167 175H168ZM25 174L23 173V175H25ZM30 174H29V175H30ZM36 174H38V175H36ZM43 174H44V175H43ZM45 174H46V176H45ZM6 175H7L8 177H7ZM170 175H171V173H170ZM199 175H200V174H199ZM41 176H43V177H41ZM2 177H3V178H2ZM44 177H46L45 180H44ZM227 177H228L229 179L232 178V176H231V177H230V176H227ZM1 178H2L3 180L5 179L6 181H5V180H4V181L2 180V181H3V183H2V182H1ZM40 178H41V179H40ZM42 178H43V179H42ZM167 178H168L169 180H171V179H170V176H168ZM167 178H166L165 180H167ZM228 178H227V179H228ZM37 179H38V180H37ZM39 179H40V180H39ZM109 179H110V180H109ZM124 179H126V181H123V182H122V180H124ZM232 179H234V177H233ZM165 180L163 179V182H164ZM169 180H168V182H169ZM8 181H10V182H8ZM38 181H39V182H38ZM108 181H109V182H108ZM110 181H111V182H110ZM232 181H234V180H232ZM37 182H38V183H37ZM65 182H66V181H65ZM116 182H117V183H116ZM127 182H128V181H127ZM186 182L188 183L189 181H187V179H186ZM253 182H254V181H253ZM1 183H2V184H1ZM120 183H121V184H120ZM123 183H124V184H123ZM164 183L167 184L166 181H165ZM169 183H170V182H169ZM260 183H261V182H259V184H260ZM6 184H7V186H6ZM8 184H9L10 186H9ZM36 184L38 185L37 187H40V188H41V189H39L40 191H39L37 188H35V187H36ZM39 184H40V185H39ZM171 184H172V183H171ZM254 184H255V185H259V184L255 183V182H254ZM1 185H2V186H1ZM5 186H6V187H5ZM8 186L10 187V189H9ZM42 186H43V187H42ZM67 186H69L68 189L70 190V193H69V190L67 191ZM104 186H103V187H104ZM169 187H171L170 184H169ZM32 188H33V189L35 188V190H38L39 192H38V191L36 192L35 190H32ZM65 188H66V189H65ZM194 188H195V187H194ZM4 189H6V190H4ZM47 189H48V187H47ZM64 189H65L66 191H65ZM26 190H28V192H30V193L25 192ZM29 190L33 191V193H31V191H29ZM41 190H42V192H41ZM60 190H61V191H60ZM63 190H64V191H63ZM47 191H48V193H47ZM58 191H59V193H61V194H59ZM114 192H112V193H114ZM34 193H35L36 195H37V193H39V194H38L37 197H36V195H35ZM42 193H43V194H42ZM46 193H47L49 196H48ZM64 193H65V194H68V195L70 194V197L67 195L68 198H69V199H68L69 201H67V199H66L67 196H66ZM7 194H9V195H7ZM15 194H16V195H15ZM30 194H32V195H30ZM45 194H46V195H45ZM52 194H53V196L55 195V197H57L58 195H60L59 197H57V199H59L60 201L57 202V201L55 200L56 202L54 201L53 205H51V204H52L51 202H53L52 197H51ZM72 194H73V192H72ZM27 195H28V196H27ZM33 195H35V198H33V197H34ZM42 195H43V196H42ZM61 195H62V196H61ZM63 195H65V196H63ZM7 196H8V197H7ZM17 196H20V197H17ZM21 196H24V197L21 198ZM25 196H26L27 198H29V201L27 200V198H25ZM39 196H40V197H39ZM47 196H48V197H47ZM85 196H86V195H85ZM45 197H46V198H45ZM62 197H63L64 199H63ZM65 197H66V198H65ZM13 198H14L15 200H14ZM24 198H25V199H24ZM40 198H41V199H40ZM49 198H51L50 201H49ZM16 199H17V201H16ZM20 199H21V200H20ZM32 199H31V200H32ZM34 199H35V200H34ZM47 199H48V201H49V203H50L51 206L48 205V201H46ZM61 199H62V200H61ZM24 200H25V201H28V202H25ZM38 200H39L43 205H42L40 202H38ZM65 200H66V201H65ZM3 201H4V200H3ZM8 201L11 202V203H13V204H16V205H13V204L9 203ZM22 201H23V202H22ZM83 201H84V202H83ZM259 201H260V200H258V202H256V203L258 204V206H259V205L261 206L262 204H260V203H262V201H261V202H259ZM15 202H16V203H15ZM37 202H38L39 204H38ZM60 202H61V203H60ZM71 202H72V204H71ZM76 202L78 203V205H77ZM22 203H23V204H22ZM46 203H47V204H46ZM21 204H22V205H21ZM40 204H41V205H40ZM44 204H46V205H44ZM244 204H246V203H244ZM244 204H240L241 206L238 205V208L240 207L239 209L242 210V211H245V210H246V211H251V209L253 208V207L251 206V204H249L250 209H249V208H246V206L248 207V203H247L246 206H245ZM8 205H10L9 207H10V208L12 207V208H11V209H10L9 207L7 208ZM17 205H18V206H17ZM37 205H38V206H37ZM47 205H48V206H47ZM73 205H74V209H72V208H73ZM242 205H243V206H242ZM15 206H16V207H15ZM21 206H23V207H25V208H24V210L22 209V210L18 211V212L20 213V215H18L19 213L17 214L16 211H17V209L19 210V209L21 208ZM41 206H42V208H41ZM76 206H77V208H76ZM78 206H80V207H83V206H84V207L80 209ZM260 206H259V207H260ZM263 206H264V205H263ZM263 206H261V208H262ZM3 207H4V208H3ZM23 207H22V208H23ZM43 207H46V208H43ZM163 207H164V206H163ZM5 208H6V209H5ZM14 208H15V209H14ZM1 209H3V210H1ZM7 209H9V210H7ZM13 209H14V210H13ZM77 209H79V210H77ZM86 209H87V208H86ZM15 210H16V211H15ZM80 210H81V212H80ZM1 211H2L4 214L6 213L5 215H7V216L3 215V213H2ZM6 211H7V212H6ZM14 211H15V212H14ZM21 211H22V212H21ZM40 211H41V212H40ZM75 211L77 212V214H76ZM23 212H24V213H23ZM79 212H80V213H79ZM12 213H13V214H12ZM21 213L23 214V216H21V215H22ZM15 214H16V215H15ZM70 214H72V213H69V215H70ZM12 215H13V216H12ZM14 215H15V217H14ZM24 215H25V217H24ZM9 216H11V217H9ZM115 216H117V215H111V217H107L106 220H107L108 222H107L105 219H103V218L98 219V220L101 222L100 224H96L98 220H96V221L94 222V224H96V226L99 225V226H97V229H98V230H97V229H94L93 232L90 231L89 233H96V232L98 231L99 234H101V235L103 234L104 237H102V236H100V235L97 236L98 233H96V234L93 235V236H92V234H91V239H90V237H89L90 234L88 233L87 236L89 235V236H88L89 238H87V236H86V238H85L86 240L88 239V241L91 240L90 242H92V243H94V241H95V247H96V248H98L99 245L101 244L102 247L100 246V248H103V249L105 248L104 250L108 249V254H109V256H107V257H108L110 260H111V258H110V255H111L110 253H111V252L109 253L110 249H109L108 247H111V245L107 247V245L109 244L110 241H109L108 239L106 240V239H104V238L106 237V235H108L107 233H108L110 230H115V228L119 229L120 226H122V227L125 226V225L127 226L126 223H128V218H129V220H130V219H132L131 217H133L134 215L126 216V218H125L124 215H121L122 217H123V216H124V217H123V218H122V217L120 218V214L117 216L118 218L115 217ZM113 217L115 218V220L117 219V221H115ZM160 217H161V216H160ZM22 218H25V219H22ZM111 218H113V219L111 220ZM102 219H103V221H102ZM123 219H124V220L126 219V222H125ZM157 219H158V218H157ZM157 219L155 218V219H153V220H154V222H156V223L158 224L160 218H159L158 220H157ZM263 219H264V216H263ZM263 219H262V220H263ZM1 220H2V221H1ZM3 220H4V222H3ZM104 220H105V222H104ZM119 220H120V222H119ZM121 220H122V221H121ZM153 220H152V222H151V224H153L152 226L149 225V224H148L149 226H148L147 224H146V225H145V224H141V225L139 224V225H140V227H139V226H138V222H136V223H137V226L139 227V228H138L139 230L137 229V227L133 226V225H135L136 223L133 224V225H130V226H131V230L134 229V230L136 231V232L133 231V235H134V236L137 235L136 237H138V236L140 237V233H142L143 230L146 231L147 228H148L147 231H149V233H150L151 231L156 230L157 226H156V223L153 222ZM99 221H98V223H99ZM110 221H111V224H110ZM112 221H115V222H112ZM39 222H40L41 224H40ZM103 222L105 223V226H104V223H103ZM116 222H117L118 224H117ZM121 222H122V225H120ZM124 222H125V225L123 224ZM24 223H25V224H24ZM112 223H114V224L112 225ZM139 223H140V222H139ZM22 224H24L26 228H25L24 225H22ZM43 224H45L44 227H43ZM102 224H103V225H102ZM106 224H107L108 227L106 226ZM115 224H116V225H119V226H118V227H115V226H114ZM1 225H2V226H1ZM5 225H6V224H5ZM40 225H42V227H41ZM109 225H110L111 227H110ZM144 225H145V226H144ZM0 226L3 228L2 230H0V233H2V235H1V234H0V235L3 236V235L5 234V232H6V229H8V227L6 226V228H5V226H4L3 224H0ZM48 226H49V225H48ZM101 226H102L103 228H102ZM112 226H113V227H112ZM132 226L135 227V228H133ZM141 226L144 227L145 229H143ZM146 226H147V227H146ZM153 226H156V228L153 227ZM21 227H22V228H21ZM23 227H24V228H23ZM39 227H41L40 229H42V231L39 230ZM150 227H151V228H150ZM152 227H153L154 229H152ZM20 228H21V229H20ZM27 228H28V229H27ZM100 228H101V229H100ZM106 228H107V230H104V229H106ZM110 228H111V229H110ZM113 228H114V229H113ZM132 228H133V229H132ZM149 228H150V230H149ZM0 229H1V228H0ZM25 229H26V230H25ZM48 229H49V230H48ZM102 229H103V232H102ZM109 229H110V230H109ZM117 229H116V230H117ZM140 229H142V230H140ZM157 229H158V228H157ZM19 230H20V231H19ZM29 230H32V231L30 232ZM33 230H34V231H33ZM95 230H96V231H95ZM21 231H22V232H21ZM28 231H29V233H27ZM35 231H36V233H34ZM105 231H106V232H105ZM138 231H140V232L138 233ZM42 232H44V234H42ZM49 232H50V233H49ZM21 233H22V234H21ZM33 233H34V234H33ZM37 233H39V234H37ZM46 233H47V235H46ZM105 233H106V234H105ZM134 233H135L136 235H135ZM23 234H24V235H23ZM25 234H26V235H25ZM36 234H37V235H36ZM41 234H42V236H41ZM104 234H105V235H104ZM151 234H152V233H150V235H151ZM27 235H29V236H27ZM34 235H36V236H34ZM43 235H44V236L46 235V236L44 237ZM23 236H24V237H23ZM95 236H96L97 238L99 237V239H96ZM37 237H38V238L41 237V238L38 239ZM46 237H47V239L43 240V239L46 238ZM0 238H1V237H0ZM29 238H30V239H29ZM32 238H34V239H32ZM93 238L96 239V240H93ZM100 238H101V240L103 239V240H102L103 242L100 240ZM166 238H168V237H165L164 239H166ZM17 239H18V240H17ZM20 239H22V240H20ZM36 239H37V240H36ZM89 239H90V240H89ZM19 240H20V241H19ZM30 240H32V241H30ZM42 240H43L44 242H43ZM46 240H47V241H46ZM22 241H23V242H22ZM96 241L100 242L99 245H98V243H97ZM105 241H106V242H105ZM107 241H108V242H107ZM149 241H152V239H151V240H150V239L147 240V242L144 243V244L141 246V247H143V246L145 245V246L143 247V248H145V249L140 248V250L143 252L142 254H144V255H146V254L148 253V250H149L150 248H152V245L154 244L153 242H149ZM13 242H14V243H13ZM15 242H17V243H15ZM27 242H29V243H27ZM35 242H36L37 245L39 244V246H37V245L35 244ZM37 242H38V243H37ZM41 242H43V243H41ZM101 242H102V243H101ZM104 242H105L106 244H107V243H108V244L106 245V244H104ZM148 242L150 243V246H148V244H149ZM18 243H20V244H18ZM26 243H27V244H26ZM40 243H41L42 245H40ZM96 243H97V245H96ZM110 243H111V242H110ZM147 243H148V244H147ZM152 243H153V244H152ZM14 244H16V245H14ZM24 244H26V245H24ZM29 244H30V245H29ZM111 244H112V243H111ZM151 244H152V245H151ZM7 245H8L9 248L6 247ZM9 245H11V246H9ZM20 245H21V246H20ZM23 245H24V246H23ZM27 245H28V246H27ZM79 245H80V244H79ZM103 245H106V246L103 247ZM126 245H127V244H125V246H126ZM146 245L149 247L148 249H146V248H147ZM12 246H13V247H12ZM18 246H20L21 248L18 247ZM31 246H32V247H31ZM80 246H81V245H80ZM80 246H79V247L76 246V247L78 248V251H79V250H82V249H81L82 247L80 248ZM15 247H16V248H15ZM28 247H29V248H28ZM69 247H70V246H69ZM71 247H72V246H71ZM126 247H127V246H126ZM7 248H8V249H7ZM13 248H15V249H13ZM32 248H35V249H32ZM127 248H128V250H129V249H132V250L135 249L136 253H134V251H132V250H129V253H126V254H125L126 256H127V254L130 255L131 252L134 253V255H133V253H132L133 257H134L135 254H137L138 252L141 253V251H140L139 249H136V248H138V247H136V248H130V246H128ZM2 249H3V250H2ZM12 249H13V250H12ZM21 249H22L23 251H21ZM27 249H30V250H27ZM73 249H74V250H73ZM73 249H71L70 251H71V252H74L75 250L77 251L76 248H73ZM15 250H16V251H15ZM17 250H18L19 252H18ZM32 250H33V251H32ZM34 250H35V252H34ZM36 250H39V251H36ZM138 250H139V251H138ZM144 250H146V251H144ZM7 251H8V252H7ZM10 251H13V253L10 252ZM26 251H27L28 253H29V252H30V253L28 254ZM130 251H131V252H130ZM137 251H138V252H137ZM16 252H17V253H16ZM21 252H22V253H21ZM23 252H26V253H23ZM32 252H33V255H32ZM14 253H15V254H14ZM19 253H20V254H19ZM34 253L39 254V255H40V256H39L40 258H39L36 254H34ZM26 254H27V256H26ZM28 255H29V256H30V255H31V256H34V258L31 257V256L29 257ZM35 255H36V256H35ZM132 255L127 256L126 258L131 257ZM15 256H16V257H15ZM18 256H20V257L23 258V259H21V258L18 257ZM42 256H43V258H41ZM155 256H156V257H155ZM155 256H153V258L151 259V260H152V263L155 262L154 264H156V263H159V264H160L161 260H163L164 257H163V256L161 257V256H159V255H155ZM263 256H264V253H263V255H262L261 257H263ZM11 257H13V258H11ZM17 257H18V258H17ZM35 257H37V258H35ZM159 257H160V258H159ZM15 258H17L18 261H17ZM27 258H28V260H27ZM47 258H48V257H46V259H47ZM108 258H107V259H106V258H104V259L101 258V263H100V258H98V259H99V260H98L99 263H97V262H95V261L92 262L91 260H90V261L92 262V264H93L94 262H95L94 264H103V262H104V264H107V263H108V264H112V263H113L112 261H111L112 263H111V262H110V263L107 262ZM126 258L124 257V260H122V258L119 257L118 262H117V263H114V264H121V263L124 264V262H125L126 260H127V262H129V264H132V262H134L133 264H135V262L137 261V260L134 259V258H132V259H134V261H132V260H129V261H128L129 258H128V259H126ZM154 258H155V259H154ZM158 258H159L160 260H159ZM161 258H162V259H161ZM24 259H26V260H24ZM30 259H31V260H30ZM35 259H37V260L35 261ZM41 259H42V260H41ZM48 259H50V258H48ZM105 259H106V262H107V263H106L105 261H102V260H105ZM170 259H171V258H168V259L164 258L165 261L167 260V261H166V264H168L167 262H169V264H170V262H171V263H174L173 259H172V261H171ZM259 259H260V258H259ZM263 259H264V257H263ZM263 259H262V260H259V261H260V262L262 261L261 263H263V262H264ZM14 260H16V262H15ZM32 260H33V263H32ZM40 260H41V261H40ZM51 260L54 262V259L51 258ZM56 260H57L56 262L59 263L58 259H56ZM110 260H109V261H110ZM121 260H122V261H121ZM153 260H154V261H153ZM155 260H156V261H155ZM158 260H159V261H158ZM12 261H13V262H12ZM26 261H27V263H26ZM38 261H39V262H38ZM45 261H46V260H45ZM45 261H44V262H45ZM119 261H120V263H119ZM130 261H131V262H130ZM259 261H258V264H261ZM35 262H36V263H35ZM91 262H90L89 264H91ZM127 262H126L125 264H128ZM58 263H56V264H58ZM138 263H139V262L137 261V264H138ZM164 263H165L164 261L161 262V264H164ZM43 264H44V263H43ZM53 264H55V263H53ZM174 264H175V263H174ZM263 264H264V263H263Z\"/></svg>",
	"mask_w": 264,
	"mask_h": 264
}]
</instances>
